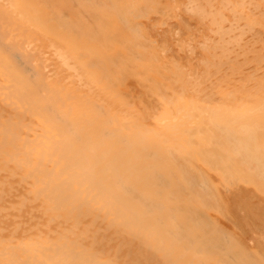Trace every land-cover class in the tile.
<instances>
[{"label": "bare ground", "instance_id": "bare-ground-1", "mask_svg": "<svg viewBox=\"0 0 264 264\" xmlns=\"http://www.w3.org/2000/svg\"><path fill=\"white\" fill-rule=\"evenodd\" d=\"M0 264H264V0H0Z\"/></svg>", "mask_w": 264, "mask_h": 264}]
</instances>
